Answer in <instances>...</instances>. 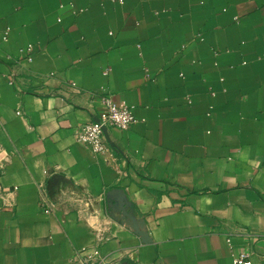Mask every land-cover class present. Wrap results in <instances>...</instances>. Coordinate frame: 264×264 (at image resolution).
<instances>
[{"label":"crops","instance_id":"0c3cea01","mask_svg":"<svg viewBox=\"0 0 264 264\" xmlns=\"http://www.w3.org/2000/svg\"><path fill=\"white\" fill-rule=\"evenodd\" d=\"M94 250L264 264V0H0V264Z\"/></svg>","mask_w":264,"mask_h":264},{"label":"built area","instance_id":"2783aa9c","mask_svg":"<svg viewBox=\"0 0 264 264\" xmlns=\"http://www.w3.org/2000/svg\"><path fill=\"white\" fill-rule=\"evenodd\" d=\"M103 108L95 121L82 123L76 131V140L88 145L92 151L103 153L107 151V143L103 128L118 127L128 128L134 122L132 107L126 103H114L109 95L102 97ZM102 262L98 257V252L93 251L91 255L83 258V264H100ZM235 263L251 264L247 259V254L240 253L234 258Z\"/></svg>","mask_w":264,"mask_h":264},{"label":"water","instance_id":"95a60500","mask_svg":"<svg viewBox=\"0 0 264 264\" xmlns=\"http://www.w3.org/2000/svg\"><path fill=\"white\" fill-rule=\"evenodd\" d=\"M105 131H106V128H103V132L105 133Z\"/></svg>","mask_w":264,"mask_h":264}]
</instances>
